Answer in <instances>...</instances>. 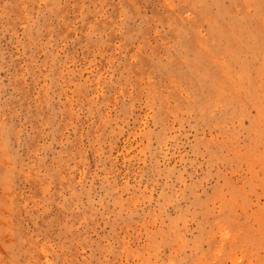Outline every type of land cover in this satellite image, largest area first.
Instances as JSON below:
<instances>
[{
	"label": "rangeland",
	"instance_id": "1",
	"mask_svg": "<svg viewBox=\"0 0 264 264\" xmlns=\"http://www.w3.org/2000/svg\"><path fill=\"white\" fill-rule=\"evenodd\" d=\"M0 264H264V0H0Z\"/></svg>",
	"mask_w": 264,
	"mask_h": 264
}]
</instances>
